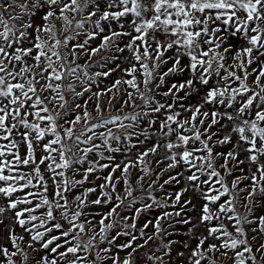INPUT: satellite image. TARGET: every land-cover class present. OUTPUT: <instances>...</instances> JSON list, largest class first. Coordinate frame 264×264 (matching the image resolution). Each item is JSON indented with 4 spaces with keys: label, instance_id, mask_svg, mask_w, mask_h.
<instances>
[{
    "label": "snow or ice",
    "instance_id": "snow-or-ice-1",
    "mask_svg": "<svg viewBox=\"0 0 264 264\" xmlns=\"http://www.w3.org/2000/svg\"><path fill=\"white\" fill-rule=\"evenodd\" d=\"M258 207L264 0H0V264H264Z\"/></svg>",
    "mask_w": 264,
    "mask_h": 264
},
{
    "label": "rangeland",
    "instance_id": "rangeland-1",
    "mask_svg": "<svg viewBox=\"0 0 264 264\" xmlns=\"http://www.w3.org/2000/svg\"><path fill=\"white\" fill-rule=\"evenodd\" d=\"M35 22L36 23H40V20H39V16H37L35 18ZM231 42H235L236 44H239L240 43V40L236 37H230L229 38ZM99 43V40L97 41H93L92 42V46L95 47L96 44ZM101 55H105V53H101ZM125 55H127V53H125ZM169 55H171V53H169ZM100 59V56H97V57H93V60H99ZM86 62H89L88 61V58L86 56H82L80 58V60L78 61V63L80 64H84ZM171 61L169 62L168 65L165 66V68L163 70H166L167 67H170L171 66ZM182 63H187V60H183ZM116 64H120L121 67H127V64L124 63L122 60L121 61H116L115 63H112V62H109L107 67H97V66H94L90 69V74L91 73H95V72H98V71H106L108 70V68H114ZM122 75H124L121 71L117 70L115 72L112 73V75L107 78V79H103V78H100L101 82H100V87L103 88L104 86L106 85H111V83L117 79V78H120ZM187 77V73H185L183 76H177L174 78L175 81H179V80H183ZM173 82L172 80L169 81V84ZM200 87V92L198 94H194L191 98H190V101L191 103L195 104L198 102L199 98L204 94V91H203V86H199ZM93 90L95 91V88H93ZM167 88H163L161 91H166ZM157 99H161V97H157ZM163 99H167V98H163ZM139 102V101H137ZM185 103H188V101H185ZM117 108H119V105L117 104L116 105ZM125 111H128V109H125ZM115 114V112H114ZM218 127V126H217ZM153 141L150 140L147 142L146 145H144V147H147V146H150L151 143ZM231 148V145H225L223 146V148H220L219 150L221 151H227L228 149ZM135 153V150H133V154ZM120 159H122L121 156L117 155V160L119 161ZM150 159H152L153 161H155L157 159V157H150ZM153 167L155 168L156 165L153 164ZM164 165H160V168H163ZM157 171H159V169H157ZM106 174V173H104ZM139 173H137L135 170H133V182L135 181V177L136 175H138ZM173 175L175 174L174 172L172 173ZM239 174V173H237ZM117 175H119V173H117ZM79 177H77L78 179ZM168 178V174H165L163 176H161L160 178V183H163V181L165 179ZM153 179H155V176H153ZM231 179V178H229ZM101 181H96V183H100ZM247 183V182H246ZM179 187L180 186H177V185H171V186H168L166 185L165 186V192H162V191H159L158 189L154 192V195L158 198V199H164L165 198V194L166 192H174V191H177L179 190ZM241 187H243V185H241ZM134 195H139V193H134ZM186 197L188 198H193V203L196 205V208H197V211L196 212H193V213H190V215H192L193 217V220L195 221V218L196 216L198 215V210H199V207H200V204H201V201L199 200L198 196L194 197L192 193H188L186 194ZM92 198H95L94 196ZM137 206H140L139 204ZM110 207V205H109ZM95 211V209H93ZM171 210V209H169ZM99 211H107V208H104V209H99ZM241 211H243V209H241ZM123 214L125 215H131V210H128L126 212H124ZM256 214L257 215H264V207H258L257 210H256ZM158 215V210H153L152 212L146 214L145 216H141L139 222H138V227L141 226L143 224V222L145 221V219H151L153 218L154 216ZM99 217H97L98 219ZM5 224L9 223V221L5 220L4 222ZM129 223H131V221H129ZM225 223H227V221H225ZM187 227L188 226H177V228L179 229V231L181 233L183 232H186L187 231ZM3 228H4V225H0V243H7L6 242V239H4V237L6 236V234L4 233L3 231ZM17 232L20 231L19 227H17L16 229ZM149 233L151 232V228L148 229ZM201 231H203V229H201ZM113 235H115V232L112 233ZM27 239V237H26ZM127 238L125 237H121L120 240L117 241V243H123ZM169 239H172V240H179V241H184V240H187V236L185 235H173L171 237H169ZM143 241H138V243H142ZM160 243L159 240H155V241H152L149 243V246L143 248V249H140L139 250V253L137 254V261H136V264H152V262L150 260L147 259V255H151L153 254L152 253V249H155L156 246ZM192 244L193 246L195 245V241H192ZM174 248L176 250H183L179 245H175ZM156 255H160L161 253L159 252H156L155 253ZM125 255V253H121V256L123 257ZM173 258H175V251H173ZM167 260V258H165Z\"/></svg>",
    "mask_w": 264,
    "mask_h": 264
}]
</instances>
